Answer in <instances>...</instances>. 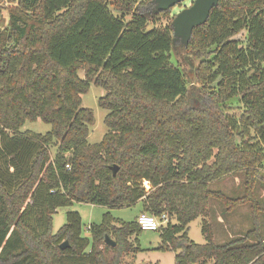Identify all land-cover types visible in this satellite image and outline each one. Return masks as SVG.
Wrapping results in <instances>:
<instances>
[{
	"label": "trees",
	"instance_id": "trees-1",
	"mask_svg": "<svg viewBox=\"0 0 264 264\" xmlns=\"http://www.w3.org/2000/svg\"><path fill=\"white\" fill-rule=\"evenodd\" d=\"M150 1L0 0V264H122L143 251L139 215L107 212L90 237L78 211L57 233L53 215L75 203L139 202L167 218L154 249L173 251L176 264H264L255 196L264 185V0H220L181 54L173 8L154 12ZM92 84L106 91L99 106L108 111L94 144V112L82 106ZM38 120L51 130H23ZM234 174L243 196L210 188ZM212 199L225 212L250 202L253 228L215 242ZM198 217L204 244L189 236Z\"/></svg>",
	"mask_w": 264,
	"mask_h": 264
},
{
	"label": "rangeland",
	"instance_id": "rangeland-1",
	"mask_svg": "<svg viewBox=\"0 0 264 264\" xmlns=\"http://www.w3.org/2000/svg\"><path fill=\"white\" fill-rule=\"evenodd\" d=\"M192 2L193 0H185L174 7L170 18L173 20L174 16L179 11L190 6ZM243 36L244 34H239L237 37L241 39ZM175 48L178 53H182L180 41L175 43ZM191 70H194V64ZM79 74L84 76V70H81ZM105 93L106 91L102 87L92 84L88 92L82 95V106L93 109L95 117L88 138L91 144L100 142L108 131L105 124V116L108 111L99 106V98ZM51 128V124L41 120L27 121L23 125V130H32L39 133H46L51 130ZM243 183L244 177L241 174H234L212 182L210 188L212 190H222L226 195L231 197H241L245 192ZM255 196L261 201V206L264 208L263 184H257ZM211 208L213 210V215L208 218V221L212 226L214 240L218 244H223L231 238L239 237L254 226L251 203L248 201L243 204H237L232 210L225 212L224 210L226 207L223 202L217 199H212ZM140 210V202L131 207L121 208H109L92 203H75L72 206L58 208L57 212L53 215V233H57V231L67 222L68 212L70 211H78L80 213L83 223V235L90 237L91 233L89 231V226L101 223L105 213L110 212L116 218L124 221H131L140 215ZM220 220H222V222ZM261 220L262 232L264 234V211L261 214ZM202 222L203 217H198L189 225V236L198 244L206 243L205 236L202 232ZM109 235L115 240L111 234ZM133 238L134 237H131L130 240L133 241ZM139 243L143 251L138 253H124L122 256V264H176L175 253L173 251L154 249L161 243V236L158 230L142 231L139 235Z\"/></svg>",
	"mask_w": 264,
	"mask_h": 264
},
{
	"label": "water",
	"instance_id": "water-1",
	"mask_svg": "<svg viewBox=\"0 0 264 264\" xmlns=\"http://www.w3.org/2000/svg\"><path fill=\"white\" fill-rule=\"evenodd\" d=\"M185 0H151L154 4V12L168 10L176 7ZM220 0H193L190 6L179 11L172 20L173 28V44L180 41L182 45H188L192 39L193 31L196 27L207 22L211 11L219 5ZM189 60V57L187 56ZM193 65V64H192ZM113 174L116 175L119 167L112 166ZM106 243L116 246L117 242L110 235L105 237ZM69 243L65 241L61 244V248L65 249Z\"/></svg>",
	"mask_w": 264,
	"mask_h": 264
},
{
	"label": "built area",
	"instance_id": "built-area-1",
	"mask_svg": "<svg viewBox=\"0 0 264 264\" xmlns=\"http://www.w3.org/2000/svg\"><path fill=\"white\" fill-rule=\"evenodd\" d=\"M165 220L162 222L156 216L149 213H141L138 218L140 227L144 231H157L160 229L163 223H166L167 218L163 217Z\"/></svg>",
	"mask_w": 264,
	"mask_h": 264
},
{
	"label": "flooded vegetation",
	"instance_id": "flooded-vegetation-1",
	"mask_svg": "<svg viewBox=\"0 0 264 264\" xmlns=\"http://www.w3.org/2000/svg\"><path fill=\"white\" fill-rule=\"evenodd\" d=\"M148 8H152V9H154V4L151 3V1H150L149 4H148Z\"/></svg>",
	"mask_w": 264,
	"mask_h": 264
},
{
	"label": "crops",
	"instance_id": "crops-1",
	"mask_svg": "<svg viewBox=\"0 0 264 264\" xmlns=\"http://www.w3.org/2000/svg\"><path fill=\"white\" fill-rule=\"evenodd\" d=\"M140 214H141V210H140ZM220 221L222 222V220H220ZM220 221H219V222H220ZM230 236H231V235H230Z\"/></svg>",
	"mask_w": 264,
	"mask_h": 264
}]
</instances>
